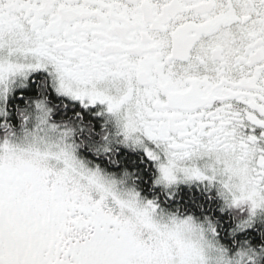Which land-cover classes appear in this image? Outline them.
Returning a JSON list of instances; mask_svg holds the SVG:
<instances>
[{"label":"snow or ice","instance_id":"obj_1","mask_svg":"<svg viewBox=\"0 0 264 264\" xmlns=\"http://www.w3.org/2000/svg\"><path fill=\"white\" fill-rule=\"evenodd\" d=\"M0 264H264V0H0Z\"/></svg>","mask_w":264,"mask_h":264}]
</instances>
